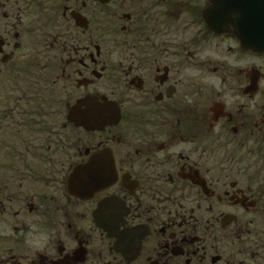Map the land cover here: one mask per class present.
I'll list each match as a JSON object with an SVG mask.
<instances>
[{
	"label": "flooded vegetation",
	"instance_id": "af4514ba",
	"mask_svg": "<svg viewBox=\"0 0 264 264\" xmlns=\"http://www.w3.org/2000/svg\"><path fill=\"white\" fill-rule=\"evenodd\" d=\"M210 6L0 0V118L30 117L16 105L48 93L57 118L54 144L12 160L45 169L0 197V264H264V52L254 49L264 0H232L221 33L204 20ZM102 99L118 104V125L90 132L68 120ZM103 150L115 183L71 195L74 168ZM104 199L120 204L111 235L93 218Z\"/></svg>",
	"mask_w": 264,
	"mask_h": 264
},
{
	"label": "water",
	"instance_id": "95a60500",
	"mask_svg": "<svg viewBox=\"0 0 264 264\" xmlns=\"http://www.w3.org/2000/svg\"><path fill=\"white\" fill-rule=\"evenodd\" d=\"M101 4L109 0H98ZM211 6L203 12L204 20L210 30L221 33V25L229 23V16L232 13V0H209ZM79 27H86V20L80 16H73ZM255 51L264 52V36L254 38ZM86 110L81 114L78 123L77 107L72 109L68 120L76 127H82L86 131H103L105 127L115 126L120 121L119 106L115 102L102 99L101 102L84 100L82 102ZM116 172L112 153L107 150L94 154L85 165L75 167L70 174L67 185L68 192L79 198H90L98 192L104 191L115 183ZM120 204L115 199H104L97 204L93 212L95 223L105 232L111 233L108 228L109 214L119 210ZM112 210V211H111ZM111 235V234H110Z\"/></svg>",
	"mask_w": 264,
	"mask_h": 264
},
{
	"label": "trees",
	"instance_id": "16d2710c",
	"mask_svg": "<svg viewBox=\"0 0 264 264\" xmlns=\"http://www.w3.org/2000/svg\"><path fill=\"white\" fill-rule=\"evenodd\" d=\"M48 91H49V88H48ZM18 110L19 112H21L20 113L21 115H22V112L32 113L30 117L29 116L25 118L23 117L24 121L23 123L21 122V127H28L29 130L23 131L22 129H20V131L14 132L15 134H13L12 137L8 138L7 140L9 141L8 142L9 144L10 142H13V140L15 144L17 143L16 141L20 142V144H25L30 149V152H31L30 159H31L33 158V152L34 153L36 152L35 150L40 151L41 149H38V148L46 147L49 144L50 145L54 144L56 141L55 128L57 124V118L52 114L56 110V103H55L54 96L52 93H48L43 98H38L35 100L30 99V101L26 103L25 106L22 105L21 108L19 109H17V105H16V111ZM42 112L46 114L44 115L42 114ZM38 113L40 114L38 116H35ZM13 129L15 130V128ZM33 132H36L37 135H40L39 142H34L35 145L31 142L29 135L26 136L27 133L33 134ZM12 152L9 154L12 157L18 158L20 156V154L18 155V153H20L19 150H14V155L12 154ZM21 166L22 168H20L17 165L15 166L11 165L9 166V168H7V166L5 167L2 166V168L5 169L6 174L1 175V179L4 181H0V197H2L3 193L6 191L9 193V196H10L11 191L14 192V190H17V188L14 187L13 184L11 183L12 179H10L11 177H9L10 174H12L14 178H17V180L20 181L21 183L23 182L24 178H29L28 176L35 175V173H37L38 170L45 169L44 168L45 166H39V165H29V166L21 165ZM2 168L0 167V170ZM15 183H17V181H15ZM9 186H11V189ZM13 196L15 198L17 197V195H14V194Z\"/></svg>",
	"mask_w": 264,
	"mask_h": 264
},
{
	"label": "rangeland",
	"instance_id": "374dc122",
	"mask_svg": "<svg viewBox=\"0 0 264 264\" xmlns=\"http://www.w3.org/2000/svg\"><path fill=\"white\" fill-rule=\"evenodd\" d=\"M101 17V16H100ZM100 21H102L100 19ZM97 29V25L95 27ZM96 41H98L99 43L102 42V28L99 29L98 32H96ZM224 55H225V52H224ZM95 90L96 92H98L99 94H107L109 92V89H108V85L104 82V81H101L99 82V84H97L95 86ZM8 105L6 103H3V102H0V112L4 111L6 112L8 110ZM20 113V112H18ZM17 116H15L16 118H13V119H8V118H1L0 119V165H2L3 167L7 166V168H9V166L11 165H16V164H12V160L14 157H12L11 155H9L13 150L9 147V144H8V138H11L13 134H15L14 132H17V131H20V128H21V122L23 123L24 119L23 117H18V114L16 113ZM15 128V130L13 129ZM17 129V130H16ZM56 129V128H55ZM25 134V133H24ZM26 135V134H25ZM30 137L31 139V142L35 145L34 142H39V139H40V135H37L36 132H33L32 133H27L26 136ZM24 136V135H23ZM23 138V137H22ZM17 145L19 143V148H20V152L23 153V149L26 148L27 146L25 144H20V142L16 141ZM32 147V145H31ZM10 156V158H9ZM14 159H17V158H14ZM2 166H0L2 168ZM20 168H22L21 165H18ZM4 171V172H3ZM2 172V173H1ZM2 174H6L5 172V169H1L0 170V181H4L1 179V175ZM11 177L10 179L11 180V183L13 184L14 187L17 188V190H14L11 191V195H18L19 191H20V181L17 180V178H14L12 174H10ZM19 179V178H18ZM15 181H17V183H15ZM10 189H11V186H9ZM28 187L29 185H26L24 188H23V193L24 195H27L28 196ZM7 196H9V193L6 191L3 193L2 197L4 198H7ZM1 197V198H2ZM5 206H9L7 205L6 203L4 204ZM15 207H18V206H21V205H16L14 204ZM38 220L34 215L31 216V221H35ZM9 222H12L11 219H9ZM17 222V220H16ZM8 234H9V231H8Z\"/></svg>",
	"mask_w": 264,
	"mask_h": 264
}]
</instances>
